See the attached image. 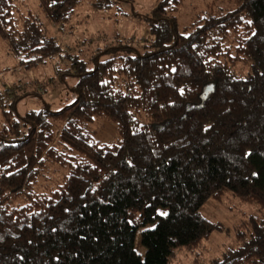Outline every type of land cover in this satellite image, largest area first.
Instances as JSON below:
<instances>
[{
  "label": "trees",
  "instance_id": "1",
  "mask_svg": "<svg viewBox=\"0 0 264 264\" xmlns=\"http://www.w3.org/2000/svg\"><path fill=\"white\" fill-rule=\"evenodd\" d=\"M186 1L157 0L146 36L98 46L92 68L65 52L76 98L61 110L0 100V264H172L177 252L202 264L214 234L232 246L205 264H264V0H212L184 22ZM37 2L62 32L81 6ZM0 40L24 69L64 50L25 0H0ZM226 200L256 214L239 207L230 227L202 216Z\"/></svg>",
  "mask_w": 264,
  "mask_h": 264
},
{
  "label": "rangeland",
  "instance_id": "2",
  "mask_svg": "<svg viewBox=\"0 0 264 264\" xmlns=\"http://www.w3.org/2000/svg\"><path fill=\"white\" fill-rule=\"evenodd\" d=\"M156 1L127 0L126 3L120 1L118 7L115 5L107 13H99L90 5L91 0H81V6L77 9L73 20L62 32L48 23L37 0H25L30 11H33L41 20L47 34L63 45L64 50L60 57H54L34 68L24 69L18 65L19 60L15 54L10 52L0 40V100L5 97L12 100L15 96H19L21 100L18 98L19 100L16 102V111L20 115L28 111L39 110L45 105H49L53 111L61 110L76 98L73 90L77 83L76 71L70 66V61L64 57L65 52L77 56L78 60L84 61L87 67L92 68L95 64L92 57L97 54L95 51L98 46L101 49L107 46L126 44L133 39L142 40L148 29L147 22L143 21L142 17L150 15ZM210 4H212V0H187L185 7L177 16L180 21L186 22L196 12L205 13L209 10ZM235 8V5H225L219 2L214 4V10L231 11ZM103 58L105 60V57ZM68 70H71V75L67 72ZM62 74H69V76L60 77ZM2 124L0 112V132ZM104 125L103 134L101 132L98 134V140L101 142H105V139L111 141L114 136L113 126L108 123ZM52 181H47L46 187L50 186ZM226 201L223 206L208 201L202 209V216L209 221L219 222L230 227L238 221L239 216L236 211L240 210L239 207H242L246 214H256L255 207L242 206L238 202L235 204V200ZM228 209H232L235 213ZM158 214L164 216L166 211L159 210ZM213 238L207 244L209 255L204 257L205 261L202 264H205L210 258L220 255L225 248L232 246V240L225 234H214ZM135 252L142 259L144 258L145 249L140 243V232L137 233L135 239ZM193 260L194 257L177 252L173 255L172 264H193Z\"/></svg>",
  "mask_w": 264,
  "mask_h": 264
}]
</instances>
